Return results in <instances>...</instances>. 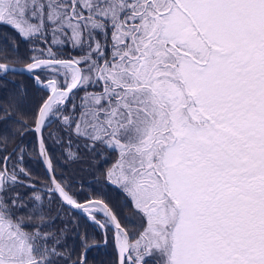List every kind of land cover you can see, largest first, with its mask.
<instances>
[{
    "label": "snow or ice",
    "instance_id": "snow-or-ice-1",
    "mask_svg": "<svg viewBox=\"0 0 264 264\" xmlns=\"http://www.w3.org/2000/svg\"><path fill=\"white\" fill-rule=\"evenodd\" d=\"M0 28V86L39 93L0 103V264H264V0H0Z\"/></svg>",
    "mask_w": 264,
    "mask_h": 264
},
{
    "label": "trees",
    "instance_id": "trees-1",
    "mask_svg": "<svg viewBox=\"0 0 264 264\" xmlns=\"http://www.w3.org/2000/svg\"><path fill=\"white\" fill-rule=\"evenodd\" d=\"M5 29L0 28V34H2ZM8 32H11V29H7ZM20 54H25V47L22 44L20 47ZM17 84L23 85L27 87V96L24 99V104L22 105L23 110L26 115H30L34 110L36 103L39 100V93L33 89L26 78H19L17 80ZM17 84H7L4 86H0V103H3L7 97L11 94L12 91L16 90ZM17 142H19V138H17ZM30 142H34V137L31 134H28L24 137V143L28 144ZM11 148V145H9ZM50 149L56 153L59 157L61 155V150L52 145L50 142ZM25 164L32 172L34 176H44L45 171L41 161L34 157H26ZM60 167L63 169L64 174L73 178L75 180L83 179L85 182L91 179L90 175L86 171H81V168L84 167L79 163H65L63 159L59 161ZM76 189L79 191V184L75 185ZM88 189L86 188L84 192L81 193V198L88 193ZM106 198L111 200V202L117 207V209H124L123 214L125 216L131 217V213L124 207V200L122 196L116 192L114 189L110 187L105 189ZM50 207L55 211L57 205L55 203L51 204ZM130 230H133V226L137 223L135 219H130L128 221ZM81 228L86 229L89 233H92L96 236L98 240H102V237L99 233V230L96 229L94 225L88 224L87 222L81 221ZM89 264H112V261L115 257V249L112 247L111 243L108 245H104L101 243L99 247L93 248L89 253Z\"/></svg>",
    "mask_w": 264,
    "mask_h": 264
},
{
    "label": "water",
    "instance_id": "water-1",
    "mask_svg": "<svg viewBox=\"0 0 264 264\" xmlns=\"http://www.w3.org/2000/svg\"><path fill=\"white\" fill-rule=\"evenodd\" d=\"M42 163V162H41ZM42 165H43V163H42ZM43 168H44V165H43ZM44 171H45V169H44Z\"/></svg>",
    "mask_w": 264,
    "mask_h": 264
}]
</instances>
